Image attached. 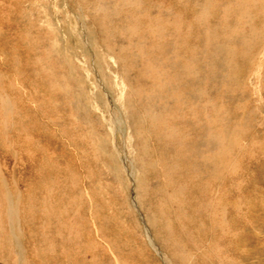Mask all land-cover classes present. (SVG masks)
<instances>
[{
  "label": "rangeland",
  "instance_id": "rangeland-1",
  "mask_svg": "<svg viewBox=\"0 0 264 264\" xmlns=\"http://www.w3.org/2000/svg\"><path fill=\"white\" fill-rule=\"evenodd\" d=\"M0 264H264V0H0Z\"/></svg>",
  "mask_w": 264,
  "mask_h": 264
},
{
  "label": "bare ground",
  "instance_id": "bare-ground-1",
  "mask_svg": "<svg viewBox=\"0 0 264 264\" xmlns=\"http://www.w3.org/2000/svg\"><path fill=\"white\" fill-rule=\"evenodd\" d=\"M261 8V7H260ZM262 10H263V8H262ZM244 28V27H243ZM151 125V124H150ZM205 165V166H204ZM207 165L206 164H203L202 165V167L200 166L199 167V169H198V171H199V174H206L207 175V167H206ZM189 167H191V166H189ZM193 177H195V176H193ZM221 238V237H220ZM231 238H236V237H231ZM246 242V241H245Z\"/></svg>",
  "mask_w": 264,
  "mask_h": 264
}]
</instances>
